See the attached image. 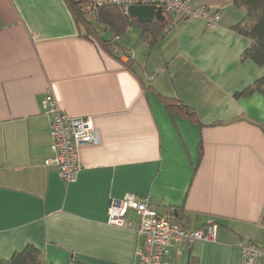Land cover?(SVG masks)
<instances>
[{"label":"crops","instance_id":"0c3cea01","mask_svg":"<svg viewBox=\"0 0 264 264\" xmlns=\"http://www.w3.org/2000/svg\"><path fill=\"white\" fill-rule=\"evenodd\" d=\"M200 7L219 13L216 27L180 17L151 51L120 37L128 49L115 57L83 37L66 0H0V260L32 244L51 264H136L141 237L107 222L110 200L127 194L190 229L218 226L180 258L172 245L167 264H241L238 243L264 241V96H235L264 66L242 59L251 41L233 29L245 14L234 0H193ZM148 85L192 106L202 126L171 115ZM49 89L100 134L71 182L45 165Z\"/></svg>","mask_w":264,"mask_h":264},{"label":"built area","instance_id":"2783aa9c","mask_svg":"<svg viewBox=\"0 0 264 264\" xmlns=\"http://www.w3.org/2000/svg\"><path fill=\"white\" fill-rule=\"evenodd\" d=\"M93 7L105 4L121 6L126 14L133 5L161 6L169 16L165 32L179 25L180 17L194 16L203 18L207 25L216 27L220 15L205 7L192 8L193 0H87ZM116 51H120L116 47ZM44 107L51 115V134L53 155L45 161V165H55L66 182L75 180L82 165L80 150L83 145L99 143L100 134L92 117L86 115L73 116L63 111L51 90L47 91ZM134 211L137 222L128 218V212ZM107 222L111 225L134 229L141 237L142 243L137 251L136 264H167V256L172 245H177V258L183 253V247H190L198 240L214 241L218 226L212 224L203 228L190 229L180 221H173L150 202L149 197H137L127 194L122 198H112L107 211ZM241 250V264H264V241L242 240L238 243ZM188 264V263H180Z\"/></svg>","mask_w":264,"mask_h":264},{"label":"trees","instance_id":"16d2710c","mask_svg":"<svg viewBox=\"0 0 264 264\" xmlns=\"http://www.w3.org/2000/svg\"><path fill=\"white\" fill-rule=\"evenodd\" d=\"M66 2L83 37L92 40L107 54L115 57L118 56L116 47H119L120 50H127L120 44L119 39L129 27H136L140 31L142 41L152 49L166 34L165 29L170 20L167 15L163 20L155 18L151 22L143 23L132 18L130 14H126L119 5L105 4L95 8L87 0H66ZM234 4L242 8L245 14L243 19L233 26V29L251 41V44L243 51L242 59L250 58L256 64L264 66V0H234ZM97 24H100L104 29H99ZM105 32L110 33L109 38L105 37ZM122 63L129 69H133L135 61L129 56L128 60ZM147 88L161 97L171 115L183 114L202 126L197 112L192 106L178 97L159 94L152 85H148ZM255 92L264 96V75L243 90L236 92L235 96H249ZM199 153L202 157V144ZM0 264L51 263H48L41 249L29 244L21 251L13 253L9 258L1 259Z\"/></svg>","mask_w":264,"mask_h":264},{"label":"water","instance_id":"95a60500","mask_svg":"<svg viewBox=\"0 0 264 264\" xmlns=\"http://www.w3.org/2000/svg\"><path fill=\"white\" fill-rule=\"evenodd\" d=\"M163 8L155 5H133L129 8V14L132 18L143 22H151L155 18L163 20Z\"/></svg>","mask_w":264,"mask_h":264},{"label":"rangeland","instance_id":"374dc122","mask_svg":"<svg viewBox=\"0 0 264 264\" xmlns=\"http://www.w3.org/2000/svg\"><path fill=\"white\" fill-rule=\"evenodd\" d=\"M97 27L99 28V29H104L100 24H97ZM105 34V37L106 38H109L110 37V33H108V32H105L104 33ZM137 35H139L140 36V31L136 28V27H133V26H131V27H129L128 29H127V31L122 35L123 36V39H122V41H120L122 44H124L125 46H133V47H137V43H138V37L139 36H137ZM167 35V34H166ZM121 36V37H122ZM135 36V37H134ZM164 37H165V35L162 37V39L161 40H163L164 39ZM124 39H125V41H126V44L124 43ZM129 42V43H128ZM128 44V45H127ZM128 47H125L126 49H128ZM150 50L149 51H151L152 49L151 48H149ZM140 55L142 54V53H139Z\"/></svg>","mask_w":264,"mask_h":264}]
</instances>
